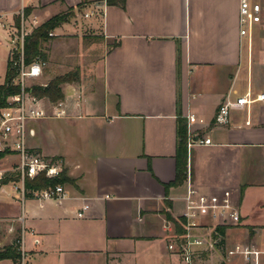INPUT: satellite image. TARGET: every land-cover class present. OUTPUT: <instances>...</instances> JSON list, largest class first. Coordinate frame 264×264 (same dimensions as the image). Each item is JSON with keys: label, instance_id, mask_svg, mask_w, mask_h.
<instances>
[{"label": "crops", "instance_id": "0c3cea01", "mask_svg": "<svg viewBox=\"0 0 264 264\" xmlns=\"http://www.w3.org/2000/svg\"><path fill=\"white\" fill-rule=\"evenodd\" d=\"M238 7L239 0H125L122 8L105 0H0V28L8 36L25 9L28 26L72 9L53 37L88 30L106 48L96 84L85 92L64 89L66 118L55 119L64 123L29 125L28 146L59 160L73 181L64 185L67 197L21 199L6 186L10 203L0 206V220L15 222L5 225L10 233L19 228L9 244L19 237L30 264H183L168 245L182 235L175 223L183 233L187 181L204 194L230 191L240 217L233 224L202 213L205 244L193 264H264V102L231 111L225 125L214 121L226 98L264 93V32L256 30L249 56ZM78 17L86 18L84 28L71 24ZM49 43L54 66L59 41ZM112 44L118 46L107 49ZM189 115L197 119L191 125ZM179 120L211 145L187 149L186 179L174 187ZM244 248L256 259L245 260L238 253Z\"/></svg>", "mask_w": 264, "mask_h": 264}, {"label": "built area", "instance_id": "2783aa9c", "mask_svg": "<svg viewBox=\"0 0 264 264\" xmlns=\"http://www.w3.org/2000/svg\"><path fill=\"white\" fill-rule=\"evenodd\" d=\"M18 15L20 17V29L16 31L15 39L11 38V43L13 51L15 50L19 54L20 62L17 75L12 83L20 88V93L8 97L6 106L0 109V153L8 152L19 158L18 180L12 185V189L16 194H20L21 199H23L26 197L24 190L25 178L31 179L38 175H44L46 178H56L62 172V164L59 160L45 159L28 147L29 123L44 119H63L66 118V111L62 102L58 104L48 103L46 106L43 100L35 98L26 91L30 87L29 82L31 80L42 76L46 62L37 59L30 64L24 63L23 41L30 31L26 30L23 11ZM92 15L93 13L90 12L84 16L87 18ZM238 23L239 36L246 40L250 56L256 30L261 29L264 32V0H239ZM31 25L34 28L38 26L36 21H33ZM49 36H53V33H49ZM75 101H81L80 95L76 96ZM257 101L264 102V93L254 97L250 90H247L244 95L235 99L226 98L219 105L214 121L217 125H225L229 121L231 111L248 110L249 106ZM196 120L193 115L187 116L189 125L195 123ZM198 122L201 123L202 121L199 120ZM246 123L248 124L249 121ZM210 145V139L197 137L188 128L187 149L193 146ZM29 197L39 202H60L67 197V193L64 185H57L54 188L32 191ZM182 199L184 202L182 213L183 233L168 245V249L177 254L183 264H193L196 250L205 244V240L198 233L201 214L208 213L217 222L219 220L224 222L228 219L233 224L239 223L240 217L233 202L232 193L228 190L219 194H204L195 189L190 181H187L185 195ZM86 209L87 206H84L82 211ZM82 211L77 214L78 217L83 216ZM20 247L21 258L19 264H30L22 249L21 241ZM238 253L245 260H248L249 256L256 259L258 254L248 248H244ZM233 254V251L228 252V255Z\"/></svg>", "mask_w": 264, "mask_h": 264}, {"label": "trees", "instance_id": "16d2710c", "mask_svg": "<svg viewBox=\"0 0 264 264\" xmlns=\"http://www.w3.org/2000/svg\"><path fill=\"white\" fill-rule=\"evenodd\" d=\"M107 6L124 7L125 0H105ZM79 11L82 5L77 7ZM28 9L23 10L24 18L29 16ZM74 16L73 10L68 9L67 12L59 13L42 24L33 28L25 37L23 41V61L25 64H30L33 61L40 59L44 62L47 61V56L43 51V45L52 40L54 37L49 36L55 29L59 28L62 24L69 21L70 17ZM13 28L16 31L20 29V17L16 15L13 19ZM118 44H112L108 49L117 47ZM19 54L13 49L9 52L6 69L4 74L3 83L0 84V109L6 106L8 97L15 96L20 93V88L13 85V80L17 75L19 67ZM79 82V72L66 73L62 76H57L51 79L46 85H33L26 89V91L40 100L46 101L50 104H58L63 102L65 96L62 86L65 84H72ZM177 143H176V176L171 186L177 187L183 184L186 179V166H187V126L184 120L177 121ZM10 155L8 152L0 153V158ZM52 160H56L52 158ZM18 176L3 174L0 178V186L6 185L11 181H17ZM73 185V181L69 180L64 172L56 178H46L44 175H38L33 178L24 179V190L26 197L30 196V192L36 190H43L54 188L57 185ZM177 234H182V229L179 223H175ZM219 234H223L222 229H216ZM21 258L20 238L17 237L14 241L0 249V261L7 260L11 264H18Z\"/></svg>", "mask_w": 264, "mask_h": 264}, {"label": "rangeland", "instance_id": "374dc122", "mask_svg": "<svg viewBox=\"0 0 264 264\" xmlns=\"http://www.w3.org/2000/svg\"><path fill=\"white\" fill-rule=\"evenodd\" d=\"M87 21L86 18L78 17V21H71V24H76L83 26L84 22ZM13 26V24H12ZM26 30L31 31L34 27L25 25ZM32 28V29H31ZM84 28V26H83ZM66 33V32H65ZM63 33L62 35H59L57 37H54L52 40L59 41V44L57 45V49L55 52V67L48 64V61H46V65L43 68L42 76L31 80L29 82V86L33 85H40L44 86L46 85L51 79L57 76L65 75L69 72L78 71L79 72V82L72 83V84H65L62 86L63 92L64 89H69L70 87L75 86L79 89V91L89 88V85L96 84V80L99 78V69L97 68L100 64L101 56L104 54L105 49L102 45H99V42H93L91 37L89 36L91 34V31L84 30L77 34L76 36H69L67 34ZM81 35H85L80 37ZM16 30L13 28L10 30V35L8 36L7 28H0V82L3 79V76L5 74L6 69V62L9 55V52L12 49V43L11 38L15 39ZM262 38V35H258L257 39L255 40V45L260 46V39ZM96 40V39H93ZM50 41L46 42L43 45V51L48 55L47 52V46L50 44ZM108 49V48H107ZM49 51V50H48ZM69 86V87H68ZM64 87V88H63ZM85 92V90H83ZM80 100H83V95L81 94ZM44 104L47 106V102L43 101ZM32 123V122H31ZM29 123V125L31 124ZM44 123H49L50 125L54 124H60L64 123L62 120H55V119H47L44 121ZM51 125V126H52ZM54 127V126H53ZM53 132L57 133L58 135H63L65 133H68L69 131L67 129L63 128H54ZM30 139L31 136H28V145L30 146ZM28 146V147H29ZM30 148V147H29ZM31 149V148H30ZM19 158L13 154L4 156L0 158V177H2L3 174L12 175V177H16L18 173V167H19ZM16 183V181H11L7 183L6 185L0 186V190L4 188L5 193L0 191V206L4 204L10 203V201L7 200L8 195L10 194V187ZM18 208L20 207L19 203H16ZM16 225L15 222L10 221L9 219L0 220V249L4 246L8 245L11 238L15 236V233L18 231V229L13 228V232L10 233L7 232L8 229H6L5 225ZM20 232V230H19ZM10 233V234H9ZM20 235V234H19ZM31 246V242L26 239V249ZM21 248V247H20ZM26 254V252H25ZM27 261L29 262L28 258ZM0 264H9L7 261H0ZM19 264V263H18Z\"/></svg>", "mask_w": 264, "mask_h": 264}]
</instances>
